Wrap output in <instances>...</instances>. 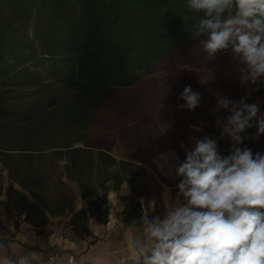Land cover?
<instances>
[{
    "label": "trees",
    "instance_id": "16d2710c",
    "mask_svg": "<svg viewBox=\"0 0 264 264\" xmlns=\"http://www.w3.org/2000/svg\"><path fill=\"white\" fill-rule=\"evenodd\" d=\"M194 15L187 0H0V179L6 170L24 221L64 215L84 238L89 218L107 222V191L125 179L132 199L123 215L138 221L159 144L183 162L190 126L210 116L201 104L179 107L186 85L216 108L221 97H244L264 113V78L247 94L231 48L203 52ZM252 123L241 147L264 154ZM119 144L128 157L113 155ZM218 146L229 154L230 144Z\"/></svg>",
    "mask_w": 264,
    "mask_h": 264
},
{
    "label": "clouds",
    "instance_id": "9594fccd",
    "mask_svg": "<svg viewBox=\"0 0 264 264\" xmlns=\"http://www.w3.org/2000/svg\"><path fill=\"white\" fill-rule=\"evenodd\" d=\"M187 8L195 14L192 35L207 37L202 50L208 57L231 48L242 65V85L264 78V0H187ZM177 99L191 111L201 96L186 85ZM219 109L231 113L222 125L217 120L229 154L221 155L211 136L190 137L194 147L175 169L176 197L168 188L163 194V217L155 214V199L140 198L139 222L129 223L130 229L142 224L129 243L132 264H264V154L241 147L254 119L256 136L264 134V113L244 97H221L214 111ZM9 249L0 233V264H35V252L10 255Z\"/></svg>",
    "mask_w": 264,
    "mask_h": 264
},
{
    "label": "crops",
    "instance_id": "0c3cea01",
    "mask_svg": "<svg viewBox=\"0 0 264 264\" xmlns=\"http://www.w3.org/2000/svg\"><path fill=\"white\" fill-rule=\"evenodd\" d=\"M183 145L185 152L186 149L194 147L190 137ZM218 150L220 152L219 146ZM114 156L117 159L128 157V155ZM152 160L154 168L146 165L147 175L145 177L147 192L151 197L140 196L137 199L139 201L140 198L146 201L155 199V214L163 217L165 212L163 194L168 188L171 198L175 199L178 191L176 185L179 183V177L174 180L176 178L175 169L182 161L172 150L160 151L153 156ZM160 177H166L171 184L163 182ZM0 181V233L8 237L10 255L35 252V264H48L50 256H53L54 264H123L130 255L129 243L133 233L139 236L142 230L140 223L130 229L129 223L133 219L125 218L123 215V211L132 199L131 187L127 179L122 182L118 190L107 191L106 198L109 208L107 222L100 223L89 218L88 226L91 235L84 238L74 236L70 227L67 226L69 217L64 215L49 216L48 222L40 226H32L24 221V216L17 214L14 195L8 199L7 189L10 181L6 170L2 172ZM14 187L20 189L17 184H14ZM31 199L34 200L32 197ZM81 205L78 199L76 206ZM28 241L30 245L26 243Z\"/></svg>",
    "mask_w": 264,
    "mask_h": 264
},
{
    "label": "rangeland",
    "instance_id": "374dc122",
    "mask_svg": "<svg viewBox=\"0 0 264 264\" xmlns=\"http://www.w3.org/2000/svg\"><path fill=\"white\" fill-rule=\"evenodd\" d=\"M255 87H256V83L255 84H253V83L248 84L246 86V89H245L246 93L249 94V92L251 90H253ZM200 104L209 110L210 116H205V118L203 120H198L197 124H193V125H196L197 127H200L201 122H202V124H203L202 131H194L191 128L193 130V132L188 137L200 138V137H202V135H204V136L208 135V136H211L212 138L217 139V142L224 141L225 144L229 145L230 141L228 138H226V137L221 138V127L217 125V120L219 119L220 124L222 125L225 122L227 115L226 114H220L218 111H214L216 109V107H214L212 105V102L210 101L209 98H201ZM163 148H164V145L162 143L159 144L158 149H160V151H164ZM112 153L116 156L126 155L125 148L121 144L115 146L112 149ZM176 179H177V177L174 178V180H176Z\"/></svg>",
    "mask_w": 264,
    "mask_h": 264
},
{
    "label": "built area",
    "instance_id": "2783aa9c",
    "mask_svg": "<svg viewBox=\"0 0 264 264\" xmlns=\"http://www.w3.org/2000/svg\"><path fill=\"white\" fill-rule=\"evenodd\" d=\"M52 259H53V256H50L49 257V262H48V264H54L53 262H52ZM71 261V260H70Z\"/></svg>",
    "mask_w": 264,
    "mask_h": 264
}]
</instances>
